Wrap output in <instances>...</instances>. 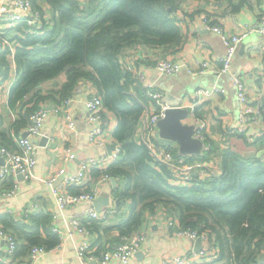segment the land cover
<instances>
[{"label": "crops", "instance_id": "crops-1", "mask_svg": "<svg viewBox=\"0 0 264 264\" xmlns=\"http://www.w3.org/2000/svg\"><path fill=\"white\" fill-rule=\"evenodd\" d=\"M9 4L10 0H0V27L3 23L2 15ZM39 5L44 9L46 17L51 19L53 16L51 6L45 1H40ZM206 14L220 23L226 35L246 34L238 44L231 71L241 76L244 90L252 104L260 111V116L258 123L249 125L245 135L237 132L241 109L237 95L238 87L229 73L219 74L221 58L226 53V44L221 34L206 28L203 19ZM263 14L264 0H182L172 12L182 37L179 45L166 47L141 43L123 49L122 67L128 70L130 67L133 73L137 70L143 71L144 83L163 91V105H177L187 109V116L182 119L183 123L194 124L190 105L198 88H210L216 84L225 89L223 93L217 92L211 97H204L194 108V113L203 117L207 124L205 148L198 156L186 157L202 162L213 159L221 170V156L227 149L246 157L264 154V34L248 31V27L254 24L264 25ZM11 42L8 44L11 53L7 57L9 74L5 76L0 71V131L8 132L14 143L4 144L0 136V147L15 146L16 138L26 132L28 122L20 128L18 134L15 133L12 126L16 114L8 105L9 90L17 76L12 55L15 42ZM161 58L175 62L178 65L177 72L169 75L158 70L153 63ZM66 80L67 72L64 71L38 86L40 95L44 96L42 106L52 108L48 109L43 119L41 127L43 135L35 138L39 147L31 177L25 179L22 175H8L0 181V215L7 214L15 219L24 220L36 211L44 210L52 216V226L56 228L60 242L56 247L40 253L35 264H97L96 259L80 256L79 246L83 242L89 243L96 249L100 246V255L104 247L119 241L121 234L116 225L127 218L130 212L131 199L120 195L127 182L123 174L113 175L115 181L111 178L100 185L94 202L97 210V200L98 203H102L101 210L115 204L119 209L118 213L106 221L91 219L87 227L88 232L78 231L71 222L75 215L89 206L88 202L70 204L66 207L58 204L54 189L64 182L67 175L77 172L81 161L110 153L116 145L122 148V143L114 137L118 123L117 115L108 107L102 118L104 132L100 135V139L92 141L89 136L91 129L99 124L98 120L91 122L86 120V101L94 93H99L94 82L85 78L78 80L72 93L67 97L71 101L63 103L67 98H60L58 90ZM146 107L150 112L159 109L153 101ZM134 135L136 138L139 137L138 127ZM248 135L255 137V142H248L246 139ZM45 136L48 140L43 141ZM158 142L166 147H174L179 153V144L176 141L170 145H165L159 140ZM70 153H74L75 158H70ZM3 162L4 159L0 154V170ZM60 169L64 171L60 172ZM94 169L99 170V175ZM101 170L100 167L91 169L88 179L89 188L96 186ZM14 187V193L8 194ZM66 191L75 194L79 189L71 186ZM169 220H173L177 225L180 224L176 213L164 203H158L153 211L149 208L144 210L140 231H145L147 237L127 264H159L167 257L189 252L191 247L194 248L195 242L192 243L186 235L175 233L177 227L170 226ZM11 231L21 244L18 235ZM27 254L28 252L18 251L17 260H24ZM7 255L6 243L0 238V263L9 264L10 257ZM218 257L214 262L204 259L194 264L226 262V256L219 259Z\"/></svg>", "mask_w": 264, "mask_h": 264}, {"label": "trees", "instance_id": "trees-1", "mask_svg": "<svg viewBox=\"0 0 264 264\" xmlns=\"http://www.w3.org/2000/svg\"><path fill=\"white\" fill-rule=\"evenodd\" d=\"M31 1L40 9L39 2H47L53 16L48 19L42 11L40 28L20 21L4 32L15 42L12 55L17 76L8 96V105L16 114L15 133L32 111L42 107L41 83L66 71L67 80L58 90L63 99L78 80L93 81L106 108L118 118L114 137L122 143L123 154L100 173L127 178L120 195L131 203L128 217L116 225L121 236L140 231L144 210L153 211L164 203L179 217L180 225L215 234L218 259L227 257L224 264H260L258 257L264 252V154L246 157L227 149L217 177H197L194 184L178 185L169 181V168L153 162L147 146L134 135L149 98L134 83L133 73L122 67L120 56L126 46L141 43L179 45L182 37L172 12L182 0ZM2 48L0 71L7 76L11 47ZM0 136L4 144L14 143L8 132L0 131ZM94 171L99 175V170ZM0 222L18 235L20 252L27 253L33 245L51 249L60 242L52 216L44 210L24 220L3 214ZM99 252L100 246L94 253Z\"/></svg>", "mask_w": 264, "mask_h": 264}, {"label": "built area", "instance_id": "built-area-1", "mask_svg": "<svg viewBox=\"0 0 264 264\" xmlns=\"http://www.w3.org/2000/svg\"><path fill=\"white\" fill-rule=\"evenodd\" d=\"M43 13L42 9L33 6L31 0H10V4L5 8L4 15H2V27H0V46L12 43L9 38L4 36L6 28L13 27L20 21H26L29 26L40 28L42 26ZM206 28L208 30L217 32L222 35L226 44V53L221 58V68L219 74L229 73L232 80L236 84L237 95L241 104L239 110V126L237 132L245 135L248 131L249 125L258 123L260 111L252 104L248 95L244 90L242 78L238 73L231 71V64L238 44L246 34H231L226 35L222 26L215 22L212 17L207 14L203 16ZM212 20V21H211ZM264 22V14L262 15ZM249 32H257L264 34V25L254 24L248 27ZM121 58V56H120ZM153 65L166 74H173L177 72L178 65L168 58H161L154 61ZM123 66V65H122ZM128 69V68H127ZM130 70V67H129ZM131 71V70H130ZM132 72V71H131ZM133 73V72H132ZM141 70L133 73L136 83L140 82L142 88L147 93L149 101L146 104L150 105L153 101L157 104L158 110L150 112L149 108L145 106L139 123V137L149 151L153 162L166 165L169 168V181L178 185L194 184L197 177L200 178H214L220 174L219 165L213 159L202 162L199 160H192L186 156L179 154L174 147H166L161 145L155 137L157 129V121L159 117L164 116V110L167 106L163 105V91L151 84L144 83L145 77ZM135 83V82H134ZM225 92L223 87L214 84L212 87L198 88L195 91L194 98L190 105L193 115V122L196 125L195 136L199 139L205 140L206 121L203 117L194 113V108L201 103L204 97H211L215 93ZM70 98H67L63 103H69ZM87 116L86 120L91 122L98 120L99 124L91 129L89 136L92 141L100 139V135L104 132L103 115L106 109L102 96L99 93H94L88 97L86 101ZM48 109L44 106L32 111L28 118L26 126V136H18L15 141V146L0 147V154L4 162L0 170V181L4 180L8 175H22L25 179H29L32 175L33 167L36 163V151L39 147L35 138L41 137L42 122L47 115ZM72 124V122L70 123ZM248 142H255V137L246 136ZM123 150L119 145L111 150L110 153L103 154L99 157H89L79 163V168L75 174L67 175L64 182L54 189V194L57 197L58 204L61 207H66L70 204H78L88 202L89 206L83 211L75 215L71 222L78 231L88 232L87 227L91 219L98 221H106L110 217L116 215L119 211L115 204H111L104 210L98 211L94 202L97 199V188L108 182L113 176L109 172H101L96 186L88 187L89 172L94 167L102 168V171L107 169L116 160L120 159ZM70 158H75L74 153L69 154ZM64 169H60L63 172ZM16 186V185H15ZM75 186L79 189L78 193H67L68 187ZM15 187L8 192L12 194ZM169 225L177 227L175 233L179 235H186L194 243L198 238L201 239L202 246L199 250L190 248L189 252L167 257L159 264H194L200 260L213 261L217 259L220 253V246L215 239V234L209 230H200L199 228L185 227L177 225L173 220H169ZM55 231L56 228H53ZM147 233L145 231H138L132 234L120 236L119 241L113 242L104 247L100 255L95 254L96 248L89 243L83 242L78 248V254L84 258L96 259L97 264H127L128 260L135 254L136 251L143 245L146 240ZM0 238L6 243V253L10 257V264H35L40 253H44L48 248L45 245H33L30 247L26 258L22 261L17 260L16 253L19 250L20 242L17 236L4 227L0 222Z\"/></svg>", "mask_w": 264, "mask_h": 264}, {"label": "water", "instance_id": "water-1", "mask_svg": "<svg viewBox=\"0 0 264 264\" xmlns=\"http://www.w3.org/2000/svg\"><path fill=\"white\" fill-rule=\"evenodd\" d=\"M45 108L50 109L52 107L48 106ZM186 116L187 109L177 105L167 106L164 110V116L159 117L157 121L158 129L156 132V138L165 145H170L173 141H176L179 144V154L183 156H198L203 152L205 142L194 136L196 131L195 124L182 122V119ZM27 134V132H24L22 136H26ZM46 139L48 140L47 136L44 137L43 141ZM112 180L115 181L116 179L112 178ZM96 205L98 210L102 209V203H98V200L96 201ZM201 246V239L198 238L195 241L194 249L199 250ZM258 260L264 262V252L259 255Z\"/></svg>", "mask_w": 264, "mask_h": 264}, {"label": "rangeland", "instance_id": "rangeland-1", "mask_svg": "<svg viewBox=\"0 0 264 264\" xmlns=\"http://www.w3.org/2000/svg\"><path fill=\"white\" fill-rule=\"evenodd\" d=\"M41 9H42V11L44 10L42 7H41ZM214 20V19H213ZM212 21V20H211ZM215 22L217 23V24H219V22L218 21H216L215 20ZM133 79H134V82H135V84H139L141 87H142V85H141V83L140 82H137L136 83V81H135V78L133 77ZM213 262H214V260H213Z\"/></svg>", "mask_w": 264, "mask_h": 264}]
</instances>
